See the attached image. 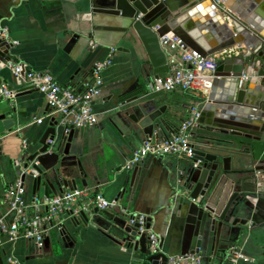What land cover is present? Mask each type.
I'll return each mask as SVG.
<instances>
[{"label":"crops","instance_id":"1","mask_svg":"<svg viewBox=\"0 0 264 264\" xmlns=\"http://www.w3.org/2000/svg\"><path fill=\"white\" fill-rule=\"evenodd\" d=\"M225 6L237 15L234 11L236 6ZM201 14L204 15L202 12ZM215 14L229 28L232 27L224 19L226 14ZM212 23L215 26L211 24V31L215 34L221 32L222 24L217 21ZM131 24V19L120 15L93 12L90 0H0V28L7 32L6 37H0L1 45L7 50L0 58V85L16 92L15 99L0 97V114L9 111L8 116H12L16 123L13 132L0 135V217L8 210L3 201L4 193L20 175L18 171L21 173L30 155L23 144H26V140L35 143L48 123L58 119L57 116L49 115L51 109L43 94L36 88L27 86L23 76L15 79L5 65L6 60L22 63L27 71L50 74L59 84L76 91L82 90V84L90 77L94 64L110 60L111 63L102 73L100 93L94 100L98 121L91 127L74 131L70 154L80 163L83 173L75 181V187H87L92 193L101 192L109 201L116 200L132 212L146 214L151 218V230L159 236L160 252L166 256H174L182 254L184 222L189 204L188 200L181 204L184 194H180L179 190L186 170L192 163L175 154H166L146 157L134 167L137 168L135 175L134 168L124 169L132 152L148 136L123 113L122 103L135 99L134 104H148L151 110L165 106L159 126L154 129L153 134L166 138L177 131L196 98L181 90L149 91V82L155 76L165 74L166 67L156 69L151 66ZM247 27L253 28L252 25ZM74 35L78 36L77 42L69 53L65 52L66 44ZM21 88H28L30 91L18 95L17 90ZM222 89L220 84L216 93ZM213 104V111H224L232 115L248 114L233 108L228 110L229 107L221 104ZM237 108H245L249 114L253 111L249 106ZM37 119L43 120L38 123ZM57 128L60 134L61 129ZM16 132L21 134L17 136ZM192 143L197 147L203 144L201 139L192 140ZM261 145L264 150V144ZM262 151L254 155L253 163L249 161V157H243V160L234 163V171L237 173L227 171L219 181L212 183L208 197L211 206L220 211L232 190L237 187L236 181L240 180L244 188L239 186L240 206L235 216L248 218L250 211L245 206V201L254 202L259 196L264 198V178L258 187L254 178L255 166L264 168ZM248 168L253 171L249 177L244 173ZM82 180L86 181V185L82 184ZM24 187L29 203L35 196L32 193L31 177L26 178ZM73 188L69 181V186L63 187L62 191ZM58 193L61 192L57 191ZM188 194L189 192L185 197ZM36 196L41 199L46 197L43 187ZM201 198L199 196L196 201ZM86 212L124 217L116 209L96 212L91 207ZM72 219L66 217L61 228L51 227L48 230L45 238H49L50 245L45 246L44 241L42 250L23 237L14 241L4 238L0 248L3 264L9 256L17 258L23 264H138L139 252L132 251L123 243L112 241L94 228H84L82 225L74 227ZM63 226L71 233L72 240H61L59 232ZM207 234L210 235L208 229ZM221 239L224 240L222 245L230 246L225 250V257L218 253L216 263L234 264V258L229 254V248L234 246L248 258V261H237L235 264H264V222L237 224L225 229ZM201 251L199 254L203 257V263L209 264L212 253L208 245L203 246Z\"/></svg>","mask_w":264,"mask_h":264},{"label":"water","instance_id":"2","mask_svg":"<svg viewBox=\"0 0 264 264\" xmlns=\"http://www.w3.org/2000/svg\"><path fill=\"white\" fill-rule=\"evenodd\" d=\"M229 2L232 3L231 8L236 6L234 11L237 13V18L228 22L231 28L210 10L209 0H90L93 12L131 19V28L140 40L151 66L156 69L166 66V55L158 40L159 36L166 33L179 37L186 47L201 56L234 45L244 46L238 55L219 62L214 72L212 88L199 119L201 126L214 137L203 142L202 146H196L194 157L190 160L192 166L186 170V176L181 181L182 188L179 190L180 194H184L180 200L181 204L184 200L189 201L181 253H201L202 247L208 245L212 253L209 264H218L215 260L219 257L218 253L221 257L226 256L225 250L230 245H222L224 240L221 239V234L225 229L237 224L264 222V198L261 196L254 202L245 201L244 204L250 211L248 218L235 216L240 206L241 191L238 187L232 190L220 211L208 202L212 183L219 181L227 171H234L236 169L234 163L240 162L243 157H249V161L253 163L254 155L260 152L258 146L264 144V0H225L228 6ZM213 21L222 24L221 32L215 34L211 31V24L215 26ZM247 24L253 28L249 29ZM77 40V35L72 36L64 51L69 53ZM6 51L0 41V58ZM257 60L262 62L258 70L260 81L248 82L244 87H239L242 70L246 65L254 66ZM220 84L223 89L216 93ZM257 88L261 90L258 91ZM28 91H30L28 88H21L17 90V94ZM134 102L135 99L122 103L123 113L136 122L147 136H152L154 129L159 126L165 106L151 110L148 104L137 105ZM213 103L229 107L228 110L233 108L235 111L248 114L232 115L224 111L223 113L213 111L215 108ZM237 106H249L253 111L249 114L248 110L245 108L241 110ZM8 115L9 111L0 114V135L14 131L16 123L13 117ZM19 134L21 132H16L17 136ZM73 137L74 130L67 136L62 132L58 134L57 120L54 119L48 123L35 143L26 140L24 149H27L30 155L24 168L29 167V173H22L21 179L24 183L27 177L32 178L33 195L43 187L45 196L51 197L57 194V191L62 192L63 187H68L69 181L75 188V181L83 173L80 163L70 154ZM48 139L52 140V143H48ZM262 153L264 154V150ZM34 160L38 164L30 165ZM136 172L137 168H134L133 175ZM82 184L86 185V181L82 180ZM185 192H189L187 197ZM199 196L202 198L196 201ZM95 211L104 210L95 208ZM72 221L74 227L82 225L84 228H94L112 241L123 243L132 251L139 252L138 264H167L168 256L164 253H149L145 233L135 244H131L132 239L136 237V230L124 217L81 212ZM148 222L150 227V217ZM207 229L210 235L207 234ZM59 234L63 242L66 239L72 240L71 233L64 226ZM49 245V238H45V246ZM0 264H3L1 257Z\"/></svg>","mask_w":264,"mask_h":264},{"label":"built area","instance_id":"3","mask_svg":"<svg viewBox=\"0 0 264 264\" xmlns=\"http://www.w3.org/2000/svg\"><path fill=\"white\" fill-rule=\"evenodd\" d=\"M209 1L210 9L222 16L226 14V18H223L229 23L233 18H237V15L226 8L225 0ZM6 36V30L0 28V37ZM158 40L166 55V72L163 75L155 76L149 82V91L181 90L191 93L196 99L190 107L187 117L180 123L174 134L166 138H159L152 134L143 140L141 146L132 152L129 160L123 166L126 170H132L148 156L175 154L185 160H192L195 151L192 140L195 130L201 126L199 119L212 88L214 72L219 62L238 55L244 49V46L240 44L201 56L186 47L183 41L172 33L159 36ZM110 63L111 61L107 60L94 64L90 77L82 84L81 91L59 84L50 74L27 71L20 62L6 60L5 65L11 70L16 80L23 76L27 86L36 88L44 95L51 109L49 115L58 117L57 127L61 129L63 135L67 136L71 130L91 127L98 121L94 110V100L101 90L103 70ZM261 65L260 60H257L254 66L246 65L239 76V87H244L248 82L258 83L261 79L258 73ZM0 97L15 99L16 92L5 85H0ZM42 120L37 119L36 121L41 123ZM47 142L52 143V140L48 139ZM33 164L37 165L38 162L35 160L30 162V165ZM22 173L28 174L29 167L22 169L15 182L9 185L4 193L3 201L8 210L5 215L0 217V248L4 238L14 241L23 237L32 241L38 249L42 250L46 234L51 227L61 228L64 218H75L81 212H86L93 207L99 210H118L126 218L127 223L136 230V237L132 239L131 244H135L139 237L145 233L149 243V253L160 252L159 236L149 227L146 214L132 212L121 206L118 201H109L101 192L92 193L87 187H75L42 199L35 195L28 203L25 197L24 183L21 179ZM254 178L257 181V187L260 186V181L264 178V168L255 166ZM229 254L233 256L234 264L237 261H248V258L234 246L229 248ZM167 258V264H204L203 257L199 253L178 254ZM5 264L23 263L17 258L9 256Z\"/></svg>","mask_w":264,"mask_h":264},{"label":"trees","instance_id":"4","mask_svg":"<svg viewBox=\"0 0 264 264\" xmlns=\"http://www.w3.org/2000/svg\"><path fill=\"white\" fill-rule=\"evenodd\" d=\"M213 137H214V135L212 133H210L207 129H205L202 126H198L197 129L195 130V134H194L193 140L201 139L202 142H205L206 140H212ZM258 147H259L260 152H261L263 150L262 145L260 144ZM195 148H197V147L195 146ZM260 152H258L257 154H259ZM252 172L253 171H252L251 168H248V169L244 170V173L247 175V177H249L252 174ZM232 173H237V172L236 171H232ZM241 182L242 181H240V180L236 181V183L238 184L236 186L238 188H239V186H241L242 187L241 189H243L244 187H243V184ZM251 190H253V189H251Z\"/></svg>","mask_w":264,"mask_h":264},{"label":"bare ground","instance_id":"5","mask_svg":"<svg viewBox=\"0 0 264 264\" xmlns=\"http://www.w3.org/2000/svg\"><path fill=\"white\" fill-rule=\"evenodd\" d=\"M228 4H229V6H230V5H232V3H231V2H229Z\"/></svg>","mask_w":264,"mask_h":264}]
</instances>
